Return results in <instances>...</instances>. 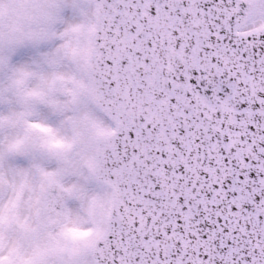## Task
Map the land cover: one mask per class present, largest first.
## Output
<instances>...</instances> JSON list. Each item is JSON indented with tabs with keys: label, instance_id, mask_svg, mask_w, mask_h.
Listing matches in <instances>:
<instances>
[{
	"label": "snow or ice",
	"instance_id": "1",
	"mask_svg": "<svg viewBox=\"0 0 264 264\" xmlns=\"http://www.w3.org/2000/svg\"><path fill=\"white\" fill-rule=\"evenodd\" d=\"M0 264H264V0H0Z\"/></svg>",
	"mask_w": 264,
	"mask_h": 264
}]
</instances>
